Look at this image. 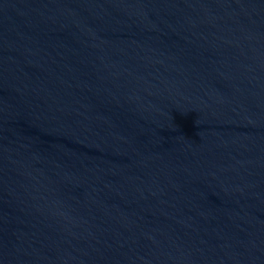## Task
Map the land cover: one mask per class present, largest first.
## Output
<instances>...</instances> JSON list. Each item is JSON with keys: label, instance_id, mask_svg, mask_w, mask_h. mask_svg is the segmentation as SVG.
I'll use <instances>...</instances> for the list:
<instances>
[{"label": "water", "instance_id": "1", "mask_svg": "<svg viewBox=\"0 0 264 264\" xmlns=\"http://www.w3.org/2000/svg\"><path fill=\"white\" fill-rule=\"evenodd\" d=\"M0 264H264V0H0Z\"/></svg>", "mask_w": 264, "mask_h": 264}]
</instances>
